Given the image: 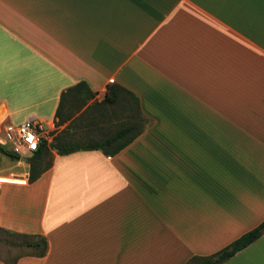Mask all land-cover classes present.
I'll list each match as a JSON object with an SVG mask.
<instances>
[{"label":"crops","instance_id":"0c3cea01","mask_svg":"<svg viewBox=\"0 0 264 264\" xmlns=\"http://www.w3.org/2000/svg\"><path fill=\"white\" fill-rule=\"evenodd\" d=\"M82 81L93 96L56 124ZM137 111L113 155L54 151L30 182L15 154L0 229L48 245L15 264H185L264 220V0H0L1 129L21 116L86 143ZM220 264H264V232Z\"/></svg>","mask_w":264,"mask_h":264},{"label":"trees","instance_id":"16d2710c","mask_svg":"<svg viewBox=\"0 0 264 264\" xmlns=\"http://www.w3.org/2000/svg\"><path fill=\"white\" fill-rule=\"evenodd\" d=\"M120 88L118 85H109L108 91L103 99L104 102H113L116 97L117 89ZM87 90L88 95L81 99L84 96V92ZM75 97V101L80 100L81 103L79 106H82L86 103L89 97L93 96V92L88 88L85 82H79L76 85L68 88L64 91L60 96V104L55 112V117H57L56 124L61 123V107L62 101L64 98L69 95ZM71 97V98H72ZM131 118L134 121L130 123L124 124L121 128H118L114 131V133L110 134L103 140L98 141H89L86 143H78L65 141L61 137V131H59L53 138L52 142L47 143L43 140L37 150H35L31 156L28 157L29 164V181L33 182L36 180L44 171H46L51 163L53 152L55 151L57 154H68L70 152L76 150H87V149H100L107 155H113L119 152L123 147H125L129 142H131L136 136H138L143 131V117L140 115V112L137 111L135 114L131 115ZM2 147V146H0ZM3 148V147H2ZM7 154L13 158H18L17 155L6 150ZM4 230V229H3ZM8 231V230H5ZM9 233L16 235L17 237L23 239L20 242L27 247L33 248L34 252L22 254V255H35V256H43L47 250V239L45 236L41 234H28V233H19L8 231ZM264 232V220H262L258 225L254 228L244 232L238 238L234 239L226 246L217 250L208 255H193L191 256L185 264H220L232 257L239 250L245 248L250 243L258 239L262 233ZM12 263L15 264L17 258Z\"/></svg>","mask_w":264,"mask_h":264},{"label":"rangeland","instance_id":"374dc122","mask_svg":"<svg viewBox=\"0 0 264 264\" xmlns=\"http://www.w3.org/2000/svg\"><path fill=\"white\" fill-rule=\"evenodd\" d=\"M22 122L21 116H18L17 119H13V126L12 124H6L3 128H0V138L5 135L7 131H11L16 125H19ZM57 133L59 130H54L51 132H47L48 138L53 136L52 133ZM81 142L80 140H74V142ZM0 176L1 175H20L25 170L26 164L23 161H20L15 158L9 156L6 152L10 148V146H5L0 143ZM8 155V156H7ZM31 156V155H30ZM28 163V161H27ZM23 239L17 237L0 229V261L4 262L5 264L12 263L15 261L16 257L22 254L34 252L33 248L27 247L26 245L21 244Z\"/></svg>","mask_w":264,"mask_h":264},{"label":"built area","instance_id":"2783aa9c","mask_svg":"<svg viewBox=\"0 0 264 264\" xmlns=\"http://www.w3.org/2000/svg\"><path fill=\"white\" fill-rule=\"evenodd\" d=\"M0 139L2 145H9V150L17 155L33 153L43 140L50 142L42 123L32 119H26L11 131H7ZM2 183L5 181L0 177V184Z\"/></svg>","mask_w":264,"mask_h":264},{"label":"water","instance_id":"95a60500","mask_svg":"<svg viewBox=\"0 0 264 264\" xmlns=\"http://www.w3.org/2000/svg\"><path fill=\"white\" fill-rule=\"evenodd\" d=\"M27 159H28V158H27V157H25V156H24V157H22V160H24V161H27Z\"/></svg>","mask_w":264,"mask_h":264}]
</instances>
